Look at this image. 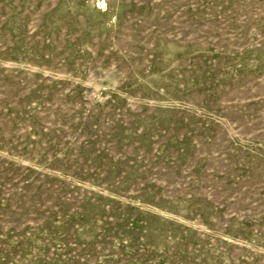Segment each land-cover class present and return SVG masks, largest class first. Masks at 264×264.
I'll return each mask as SVG.
<instances>
[{
    "label": "rangeland",
    "instance_id": "rangeland-1",
    "mask_svg": "<svg viewBox=\"0 0 264 264\" xmlns=\"http://www.w3.org/2000/svg\"><path fill=\"white\" fill-rule=\"evenodd\" d=\"M0 264H264V0H0Z\"/></svg>",
    "mask_w": 264,
    "mask_h": 264
}]
</instances>
